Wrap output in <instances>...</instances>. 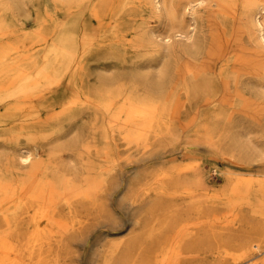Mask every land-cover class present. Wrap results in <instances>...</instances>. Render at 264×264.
<instances>
[{"label":"bare ground","instance_id":"1","mask_svg":"<svg viewBox=\"0 0 264 264\" xmlns=\"http://www.w3.org/2000/svg\"><path fill=\"white\" fill-rule=\"evenodd\" d=\"M86 114L88 133L64 141ZM263 123L264 0H0V264H114L124 239L107 237L128 222L161 233L131 211L168 196L183 232L165 264L188 236L219 264H251L264 239L227 257L207 236L220 205L264 233ZM173 128L177 163L129 175L124 148Z\"/></svg>","mask_w":264,"mask_h":264},{"label":"rangeland","instance_id":"2","mask_svg":"<svg viewBox=\"0 0 264 264\" xmlns=\"http://www.w3.org/2000/svg\"><path fill=\"white\" fill-rule=\"evenodd\" d=\"M96 71H98V69H96ZM120 105L121 100L117 99L115 103L116 111L120 108ZM91 119V116L88 114L80 117L77 121L78 124L76 123L77 128L73 131H71V127L69 128V124H67L65 128L67 136L64 141L67 140L68 137L74 135L78 129L80 130V127H84L82 130L83 133H88L87 126L90 124ZM118 126L119 123L116 124V128H118ZM51 130L52 129L49 128L48 132ZM116 134H120L118 129H116ZM251 135L253 141L258 145L260 144L264 150V123L262 126H256ZM150 139L155 141L152 147L141 150L135 145L125 148L123 147L124 150L117 156V158L128 159V165L126 167L129 169V175L134 176L136 171L139 173H147L150 170H156L157 168L168 169L177 163L176 132L174 128L170 134L164 136L162 139H158L152 134H150ZM49 149L50 146L45 147L46 153L49 152ZM260 158V161L264 160V153H262ZM136 159L138 162H136ZM255 162L257 163V161ZM221 166L223 165L221 164ZM221 187L222 181L218 179L216 188ZM148 206L149 204L146 205L141 212H135L132 210L131 215L137 219L140 218L148 225H151V223H157L158 225L163 226L162 232L159 234H152V236H148L146 233H137L132 222H128L127 226L121 230L114 231V233L107 237L108 239H124L118 249L114 264L166 263L162 260L164 245L166 242H169V244H175L180 238L178 235L180 234L179 232H183L179 230L180 219L177 214L172 211L174 208V197H164L161 202L152 209ZM238 210V213L235 215L233 211H230L228 206L220 205L214 207V209L210 211L211 215H216L221 218V223L219 224V221L217 220L215 224L223 225L222 228H219V225L217 226L218 229L215 230L214 235L207 236V239L210 238L212 240L210 248L215 250L219 247H226L228 252L226 253L227 257H229L231 253L236 252L240 244L244 243L246 239L252 237L264 239V233H255L252 229L257 223L256 216L252 214L249 209L245 207L243 208V206H239ZM148 228L149 227H147V230ZM213 239H216L217 242H214ZM205 247L206 246L194 245L192 237H186L180 245V251L178 254L179 264H219V262L212 257H206L209 252ZM263 249L264 247L261 246L254 248V252L248 257L251 259L253 258L251 264H258L259 259H257V256L259 255V251ZM91 253H93L91 248H84V255L91 256ZM100 254L102 255V252H100ZM195 255H200V258L197 259ZM81 264H89V262L85 258L81 260Z\"/></svg>","mask_w":264,"mask_h":264}]
</instances>
